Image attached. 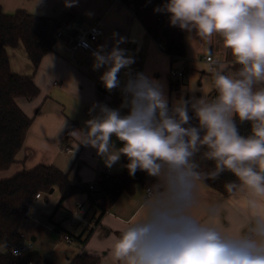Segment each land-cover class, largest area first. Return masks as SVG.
Masks as SVG:
<instances>
[{"label": "clouds", "instance_id": "9594fccd", "mask_svg": "<svg viewBox=\"0 0 264 264\" xmlns=\"http://www.w3.org/2000/svg\"><path fill=\"white\" fill-rule=\"evenodd\" d=\"M153 11L189 38L217 37L234 67L208 66L211 98L192 88L202 94L170 101L165 83L133 73L125 37L113 32L110 50L92 52V69H104L101 83L118 89L122 103L94 104L84 127L68 135L76 147L96 149L105 167L123 156L129 176L139 170L155 179L138 218L111 238L110 256L115 264H264V0H166ZM225 173L230 215L223 202L202 198L207 182Z\"/></svg>", "mask_w": 264, "mask_h": 264}, {"label": "crops", "instance_id": "0c3cea01", "mask_svg": "<svg viewBox=\"0 0 264 264\" xmlns=\"http://www.w3.org/2000/svg\"><path fill=\"white\" fill-rule=\"evenodd\" d=\"M0 6L8 14L23 9L55 18L61 17L64 12L74 16L69 24L59 30L61 34H56L53 51L44 56L37 70L22 44L7 49L13 72L33 75L40 92L35 97L17 100L33 122L17 161L7 170L0 171V179L39 164H50L70 173L72 178L77 175L81 185L87 187L101 172L123 170V156L109 169L97 155L96 149L84 145L76 147V142L68 135L73 129L84 127V122L91 118L89 109L94 104L103 103L118 108L122 103L118 89L109 93L101 83L99 77L104 69H92V51L76 49L71 44L72 37L96 22H100L104 30L102 44H106L109 50L113 44V32L126 38L120 47L134 57L135 63L131 66L133 73L144 72L165 83L170 101L181 94L186 99L202 94L199 91L193 93L190 91L192 88L201 90L211 98L215 93L211 88L208 66L218 62L228 70L234 67L231 55L224 51L217 37L207 43L189 38L186 32V56L173 59L153 39L133 9L122 0H78L76 6L71 8L65 7V0H0ZM208 55L213 58L212 64L205 59ZM174 69L184 71L186 78L172 76ZM124 71L121 70L119 74L121 81L125 80ZM116 144L122 146L119 141ZM154 182L155 179L150 177L134 194H122L103 214L85 244L74 237L81 234L86 236V226L72 223L70 215L79 204L89 211L87 194L77 193L59 206L61 196L57 188H53V192L40 193L29 206L22 225L26 242L32 244L30 252L38 251L55 264H70L80 253L98 256L97 264H115L110 256L111 238L118 236L119 230L127 222L138 218L144 188ZM202 198L208 202H223L227 213L231 214L230 196L225 197L207 185L202 191ZM92 212L91 209L88 213L91 215ZM64 234H69L73 240H66Z\"/></svg>", "mask_w": 264, "mask_h": 264}, {"label": "trees", "instance_id": "16d2710c", "mask_svg": "<svg viewBox=\"0 0 264 264\" xmlns=\"http://www.w3.org/2000/svg\"><path fill=\"white\" fill-rule=\"evenodd\" d=\"M130 6L146 30L165 52L173 59L186 56L185 31L171 27L168 15L153 11L166 0H122ZM73 14L64 12L61 17H48L29 13L20 9L15 13H5L0 6V171L7 170L17 161L33 118L28 116L18 104V98H32L40 90L33 75H20L13 72L8 55V47L23 45L34 69L37 70L45 55L52 52L56 34L73 20ZM195 124L196 121L194 120ZM249 126H240L247 134ZM128 163L124 157V164ZM210 167V166H209ZM150 177L137 171L135 177L128 174L126 168L119 172H101L89 188L80 183L77 175L73 178L55 165L39 164L30 169L21 170L14 175L0 179V264H55L38 251L16 256L12 249L26 239L22 225L26 210L35 198L43 192L57 188L60 204L77 193H86L90 203L91 219L94 226L86 229L87 235L74 238L85 244L95 227L99 225L103 214L124 193L134 194L138 187L144 186ZM230 174H223L219 180H209L207 185L229 197L224 188ZM98 256L87 253L76 255L70 264H97Z\"/></svg>", "mask_w": 264, "mask_h": 264}, {"label": "built area", "instance_id": "2783aa9c", "mask_svg": "<svg viewBox=\"0 0 264 264\" xmlns=\"http://www.w3.org/2000/svg\"><path fill=\"white\" fill-rule=\"evenodd\" d=\"M61 31L57 32V35H60ZM104 36V30L100 24V22H96L92 24L87 30L82 31L81 33L77 34L76 36L71 38V44L76 49H84L89 51H95L99 45L102 44ZM207 62L212 64L213 58L212 56L208 55L205 57ZM172 76L186 78V73L179 69H174L171 71ZM108 172V171H106ZM89 188L94 187V182L91 183ZM29 209V207H28ZM26 210V212L28 211ZM87 209L83 208L82 204L77 205V210L73 211L70 215V220L74 224H82L85 225L87 229L92 228L94 226V220L91 219V215L88 213ZM63 237L68 240L72 241L73 238L69 234H64ZM32 244L26 242L14 247L12 249V253L16 256H23L30 252Z\"/></svg>", "mask_w": 264, "mask_h": 264}, {"label": "rangeland", "instance_id": "374dc122", "mask_svg": "<svg viewBox=\"0 0 264 264\" xmlns=\"http://www.w3.org/2000/svg\"><path fill=\"white\" fill-rule=\"evenodd\" d=\"M87 207H90V203L89 201L86 203ZM92 210H94L93 208H91ZM90 210V209H89Z\"/></svg>", "mask_w": 264, "mask_h": 264}, {"label": "water", "instance_id": "95a60500", "mask_svg": "<svg viewBox=\"0 0 264 264\" xmlns=\"http://www.w3.org/2000/svg\"><path fill=\"white\" fill-rule=\"evenodd\" d=\"M51 192H53V189H51Z\"/></svg>", "mask_w": 264, "mask_h": 264}]
</instances>
